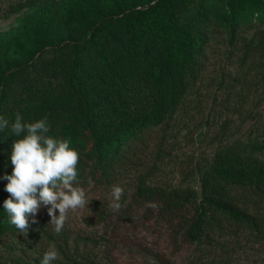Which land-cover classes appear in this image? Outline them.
<instances>
[{
  "label": "trees",
  "instance_id": "1",
  "mask_svg": "<svg viewBox=\"0 0 264 264\" xmlns=\"http://www.w3.org/2000/svg\"><path fill=\"white\" fill-rule=\"evenodd\" d=\"M192 1L63 0L35 9L0 37V116L9 125L17 113L24 123L46 118V135L69 140L78 152L81 187L107 176L122 144L164 122L184 97L208 25L232 33L264 22V0H208L205 11L181 21L179 4ZM26 134L0 131V233L16 229L4 209L10 197L4 177L12 174L13 141ZM261 151L258 143L229 144L204 169L199 191L140 184L136 195L172 213L192 208L189 238L220 217L263 232L264 209L250 214L249 200L235 193L257 192L264 203Z\"/></svg>",
  "mask_w": 264,
  "mask_h": 264
},
{
  "label": "rangeland",
  "instance_id": "2",
  "mask_svg": "<svg viewBox=\"0 0 264 264\" xmlns=\"http://www.w3.org/2000/svg\"><path fill=\"white\" fill-rule=\"evenodd\" d=\"M62 1L0 0V37L35 9ZM207 6L208 0H193L179 4L177 13L185 21ZM203 37L196 75L166 120L141 128L122 144L111 173L82 186L90 201L68 212L59 234L43 205L35 216L25 214L26 235L0 233V264H40L51 245L59 253L52 264H264V225L258 233L220 217L189 238L192 208L172 213L136 195L140 184L199 191L204 169L229 144L258 143L264 156V22L241 24L232 33L208 25ZM15 40L11 35L10 44ZM113 186L123 189L118 211L110 207ZM235 193L249 200L250 214H261L259 193Z\"/></svg>",
  "mask_w": 264,
  "mask_h": 264
},
{
  "label": "clouds",
  "instance_id": "3",
  "mask_svg": "<svg viewBox=\"0 0 264 264\" xmlns=\"http://www.w3.org/2000/svg\"><path fill=\"white\" fill-rule=\"evenodd\" d=\"M19 136L26 131L23 138L13 141L10 155L13 165L12 174L5 175L8 183L5 191L10 197L4 201V209L9 215L10 223L25 235L30 227L26 213L35 216L38 209L47 206L49 224L59 234L67 220L68 212L83 209L89 203L85 190L79 185L77 164L78 152L70 147L67 139H54L48 135L47 119L34 123H24L20 113L14 121L0 116V131L9 128ZM123 189L113 186L110 207L119 210ZM58 210L59 215L55 212ZM32 223H36L35 219ZM59 258V253L51 245L44 253L40 264H52Z\"/></svg>",
  "mask_w": 264,
  "mask_h": 264
}]
</instances>
